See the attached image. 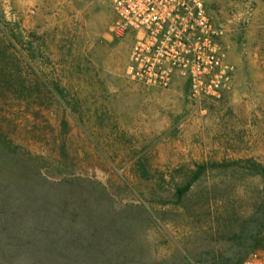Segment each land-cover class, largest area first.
<instances>
[{
	"label": "rangeland",
	"instance_id": "rangeland-1",
	"mask_svg": "<svg viewBox=\"0 0 264 264\" xmlns=\"http://www.w3.org/2000/svg\"><path fill=\"white\" fill-rule=\"evenodd\" d=\"M203 1L236 73L219 98L196 103L182 80L168 89L130 80L133 38L111 32L107 1L0 0V162L10 193L36 194L30 240L62 248L50 256H264V175L253 168L264 165V0ZM6 143L32 157L13 164ZM20 167L31 170L12 173ZM3 250L0 264L37 257L9 261Z\"/></svg>",
	"mask_w": 264,
	"mask_h": 264
},
{
	"label": "built area",
	"instance_id": "built-area-1",
	"mask_svg": "<svg viewBox=\"0 0 264 264\" xmlns=\"http://www.w3.org/2000/svg\"><path fill=\"white\" fill-rule=\"evenodd\" d=\"M105 1L114 16L111 32L133 38L131 81L168 89L182 80L196 103L217 99L230 88L236 67L203 0ZM240 264H264V256L251 252Z\"/></svg>",
	"mask_w": 264,
	"mask_h": 264
},
{
	"label": "trees",
	"instance_id": "trees-1",
	"mask_svg": "<svg viewBox=\"0 0 264 264\" xmlns=\"http://www.w3.org/2000/svg\"><path fill=\"white\" fill-rule=\"evenodd\" d=\"M6 144V151L11 154L13 164H23L28 162L29 158L32 157L28 151H23L18 146ZM6 165V162H0V240L4 243H0V250H3L5 246V249L2 251V258L10 261L21 254L32 255L35 252L37 257L32 259L33 264H76V260L69 262L49 255L55 249L58 252L62 249L60 246H56L57 244L50 243L52 245L46 247L39 242H32L33 240H30L31 229L29 220L32 214L28 210L34 205L32 200L36 197V194L28 195L22 193V191L20 193H10V187L13 185H10L12 183L5 176ZM253 168L264 175V165L253 164ZM12 169V173H18L20 176L29 173L31 170V168L27 170L22 167ZM41 198L43 199L44 196ZM7 245H10L11 248L6 249Z\"/></svg>",
	"mask_w": 264,
	"mask_h": 264
}]
</instances>
